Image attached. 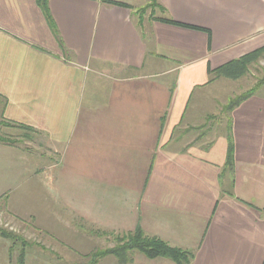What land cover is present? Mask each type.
<instances>
[{"label":"crops","instance_id":"obj_1","mask_svg":"<svg viewBox=\"0 0 264 264\" xmlns=\"http://www.w3.org/2000/svg\"><path fill=\"white\" fill-rule=\"evenodd\" d=\"M112 1L127 6L46 0L47 17L36 0H0V125L45 142L33 159L0 140L1 210L53 228L74 203L83 238L139 226L189 264H264V82L226 111L232 78L212 76L264 46V0H158L155 16L180 24Z\"/></svg>","mask_w":264,"mask_h":264},{"label":"rangeland","instance_id":"obj_2","mask_svg":"<svg viewBox=\"0 0 264 264\" xmlns=\"http://www.w3.org/2000/svg\"><path fill=\"white\" fill-rule=\"evenodd\" d=\"M147 13L149 14V10ZM139 16V13L135 15L138 21ZM228 81L230 84L224 92L226 104L237 95L253 88L257 83L264 82V55L252 63L242 76ZM0 135L6 137L8 143L15 144L18 149L27 150L30 158L34 159L45 150V142L37 132L22 130L15 126L0 125ZM6 160V156L0 153V173L5 168ZM41 162L45 161L41 159ZM46 164L53 165V162L48 161ZM2 182L4 181L0 180V185ZM46 192L54 202H64L61 187L55 190L46 185ZM4 197L5 195L1 193L0 230L8 235L13 233L17 238L9 239L0 235V264H18V256L22 251L24 264H117L113 256L97 259L96 262L91 261L90 253L96 249L112 247L114 241L110 235H92L91 238H83V211L75 210L74 203L70 212L62 211V213L55 207L53 218L56 221L53 228H38L33 226L31 221L22 223L6 215L1 210ZM75 198L83 199V197ZM77 208H80L78 203Z\"/></svg>","mask_w":264,"mask_h":264},{"label":"trees","instance_id":"obj_3","mask_svg":"<svg viewBox=\"0 0 264 264\" xmlns=\"http://www.w3.org/2000/svg\"><path fill=\"white\" fill-rule=\"evenodd\" d=\"M38 5L43 9L45 14L48 17L46 0H36ZM103 2L127 6L125 3L112 1V0H103ZM149 10V16L151 19H158L163 22L180 24L173 21L168 17H157L155 16L156 11L165 12L164 7L159 3L158 0H147V3L139 8L136 12L140 16L145 14ZM183 25V24H181ZM264 55V46L259 47L251 52H248L237 59L230 60L225 64L217 67L213 70V77L225 76L232 79H236L242 76L248 71L249 66L258 61ZM262 82V81H261ZM261 82L253 86V88L245 91L244 93L237 95L232 98L230 103H228L224 108L227 110L236 107L243 100L247 99L253 95L257 89L261 86ZM7 124V123H6ZM10 126H17L19 128L30 130L28 127L23 125H14L7 124ZM1 141H7L8 139L0 135ZM232 163V140L229 138L228 142V153H227V164ZM106 234L105 232H101ZM0 235L9 239H16L17 236L13 233L9 235L0 230ZM114 245L112 247L100 248L94 250L90 253L91 261L96 262L97 259L104 258L106 256H113L116 259L117 264H129L131 262V255L134 252H139L146 256L147 258L154 259L159 257H164L175 264H189L193 258V252L190 250L182 249L179 247L171 246L161 238L157 236L147 235L137 226L133 231L122 233V234H111ZM18 264H24V255L23 251L18 256Z\"/></svg>","mask_w":264,"mask_h":264}]
</instances>
